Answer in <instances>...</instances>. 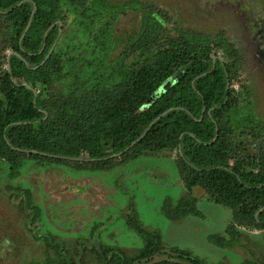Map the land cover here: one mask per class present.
I'll return each mask as SVG.
<instances>
[{
  "label": "trees",
  "instance_id": "trees-1",
  "mask_svg": "<svg viewBox=\"0 0 264 264\" xmlns=\"http://www.w3.org/2000/svg\"><path fill=\"white\" fill-rule=\"evenodd\" d=\"M130 2L142 3L0 0V161L10 183L22 177L27 160L87 157L79 164L95 168L142 136L120 157L177 150L190 197L171 212L196 213L191 191L200 187L238 219L264 227V210L257 214L264 207V152L252 158L242 147L249 124L234 112L240 103L227 88L232 69L213 62L217 46L230 56L233 50L225 39L174 30L145 5L137 6L136 28L122 34L118 18ZM16 184L28 203L27 190ZM135 226L144 247L136 255L98 248L100 264H207L186 250H166L159 233ZM58 244L50 246L60 263L72 264Z\"/></svg>",
  "mask_w": 264,
  "mask_h": 264
},
{
  "label": "rangeland",
  "instance_id": "rangeland-1",
  "mask_svg": "<svg viewBox=\"0 0 264 264\" xmlns=\"http://www.w3.org/2000/svg\"><path fill=\"white\" fill-rule=\"evenodd\" d=\"M126 1L130 0H111L114 4ZM135 1L142 3L130 2L129 10L122 8L118 18L122 34L136 28L138 7L145 5L160 12L176 31L182 28L212 41L229 40L242 55L233 86L238 91L252 83L264 95L262 84L254 82L255 66L261 63L257 43L246 38L241 29L235 33L222 24L224 17L235 23L238 16L234 13L240 7L230 3L224 6L220 0ZM71 21L68 15L66 29ZM225 49L216 48L223 60L227 58ZM260 104L261 100L256 102V114L264 120ZM234 112L248 123L245 102ZM241 141L247 144L245 134ZM82 159L75 160L78 163L27 160L20 170L22 177L14 180L27 190L28 203L22 198L23 189L10 183L6 165L0 161V264H31L49 258L61 264L50 243H59L62 254L72 256V264H100L97 250L102 247L136 255L145 240L135 224L159 233L166 250H186L207 264H253L264 259V227L238 219L231 208L208 199L206 190L194 187L191 191L197 197L196 213L171 212L190 197L176 161L177 150L164 149L124 160L119 155L95 168L79 164L89 160ZM161 258L165 255H158L156 260Z\"/></svg>",
  "mask_w": 264,
  "mask_h": 264
},
{
  "label": "flooded vegetation",
  "instance_id": "flooded-vegetation-1",
  "mask_svg": "<svg viewBox=\"0 0 264 264\" xmlns=\"http://www.w3.org/2000/svg\"><path fill=\"white\" fill-rule=\"evenodd\" d=\"M219 1V0H218ZM246 3L245 0H220L221 4L227 6V3H230V5H234L235 7L240 9H236V12L234 13L235 16H238V20L235 18V23H230L228 21V17H224L223 21L225 23H222L226 26V28L233 30L235 33L239 32L241 29L244 31V35L246 38L250 37L251 40H253L256 44V48L259 50V53L261 54V63L257 64L255 66V83H261L262 89L264 88V71L262 69L264 68V3H259V1L256 3L253 0H247ZM216 2V1H215ZM233 4H232V3ZM236 2L237 4H235ZM260 4V5H259ZM247 6L246 8H244ZM227 9V8H224ZM242 10V11H241ZM234 11V10H233ZM218 16V15H216ZM228 16V15H227ZM246 32V33H245ZM222 37L225 38V36L222 34ZM228 42V46L233 50L232 55L230 56L227 53V58L223 60L221 56H218L217 53L213 57V62L216 63V61L219 59L221 60L224 65H229L232 69V74L229 76L227 74V88L232 89L233 96L237 99V106L238 103H246V106L248 108L249 118H248V132L241 134L240 137H244V134L246 135L247 144H243L242 147L246 149V151L253 157L257 156L260 151L264 152V120H261L257 114H256V102L262 101V108L264 111V95L259 94L254 88V85L250 83L247 87L243 86L241 90H236V88L233 86L232 81L235 80L237 77V63L242 58L241 51L234 49L233 47L235 44L232 42H229V40H226ZM236 47V46H235ZM231 54V53H230ZM226 63V64H225ZM264 94V90H263ZM240 100H238L239 98ZM243 143V142H242ZM251 145V147H250ZM254 146V147H253ZM264 210V209H263ZM263 210H260L259 213Z\"/></svg>",
  "mask_w": 264,
  "mask_h": 264
},
{
  "label": "water",
  "instance_id": "water-1",
  "mask_svg": "<svg viewBox=\"0 0 264 264\" xmlns=\"http://www.w3.org/2000/svg\"><path fill=\"white\" fill-rule=\"evenodd\" d=\"M59 24L62 26V21H59ZM53 25H54V24H53ZM53 25H52V26H53ZM28 28H29V24H28L27 28L25 29V31H24V33H23V36L26 34ZM61 32H62V29L60 28V32H59V36H58V38L60 37ZM46 34H47V32L45 33V36H46ZM57 41H58V39L56 40V42H57ZM56 42L53 44V46H52V48L50 49L49 53L47 54V56L45 57V59L42 61V63H41L40 65L44 64V63L48 60V58L50 57V55H51V53H52V51H53V49H54V47H55V45H56ZM10 54H11V53H10ZM10 54H9V57H10ZM203 111H204V110H203ZM141 137H142V136H141ZM141 137H140L138 140L134 141V142H133L130 146H128L125 150H123V151H121V152H119V153H115V154H112V155H110V156H107V157H105L104 159H107V158H111V157H115V156H119V155H121L123 152L127 151L129 148H131L133 145H135V144L141 139ZM216 137H217V135H216ZM30 152L41 153V152L36 151V150H31ZM72 159H74V160H83L82 158H72ZM263 209H264V207L261 208L260 210H263ZM260 210H259V211H260ZM259 211L257 212V214L259 213Z\"/></svg>",
  "mask_w": 264,
  "mask_h": 264
},
{
  "label": "crops",
  "instance_id": "crops-1",
  "mask_svg": "<svg viewBox=\"0 0 264 264\" xmlns=\"http://www.w3.org/2000/svg\"><path fill=\"white\" fill-rule=\"evenodd\" d=\"M200 188V187H199Z\"/></svg>",
  "mask_w": 264,
  "mask_h": 264
}]
</instances>
